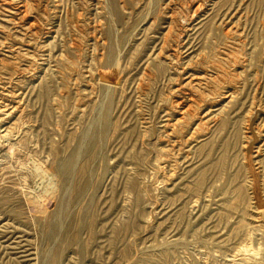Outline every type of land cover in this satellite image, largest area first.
<instances>
[{
    "label": "rangeland",
    "instance_id": "rangeland-1",
    "mask_svg": "<svg viewBox=\"0 0 264 264\" xmlns=\"http://www.w3.org/2000/svg\"><path fill=\"white\" fill-rule=\"evenodd\" d=\"M0 25V264H264V0H0ZM202 71L234 94L172 149Z\"/></svg>",
    "mask_w": 264,
    "mask_h": 264
},
{
    "label": "bare ground",
    "instance_id": "bare-ground-1",
    "mask_svg": "<svg viewBox=\"0 0 264 264\" xmlns=\"http://www.w3.org/2000/svg\"><path fill=\"white\" fill-rule=\"evenodd\" d=\"M7 1V0H6ZM16 2V1H15ZM18 2V1H17ZM21 2V1H20ZM23 3V2H22ZM22 3H20L21 5H19V6H15V7H17L16 8V10H15V13L14 14H12L13 16H11V17H14V18H19V19H23V21H24V23L26 24V29L29 31V32H33V31H37V30H34V29H36V24L34 23V22H32L31 21V18H30V16H29V14H28V9H27V7L24 5L26 2L24 1V4L22 5ZM6 4V3H5ZM14 4V3H13ZM7 5H9V3L7 4ZM198 5V4H197ZM110 6V5H109ZM7 7H9V6H7ZM7 7H5V8H7ZM199 7H202V6H200V4H199ZM10 8V7H9ZM5 10V9H4ZM198 10H200V9H198ZM197 10V11H198ZM5 12H6V10H5ZM10 13H11V11H9ZM13 12V11H12ZM193 12H194V10H193ZM196 12V11H195ZM33 13V12H32ZM4 14V13H3ZM3 14H1V15H3ZM190 14V13H189ZM234 14V13H233ZM232 14V15H233ZM10 15V14H9ZM172 15V14H171ZM81 16V15H80ZM193 16H195L194 15V13H193ZM192 16V17H193ZM2 17V16H1ZM6 18H8V17H6ZM228 18H229V16H228ZM11 19V18H10ZM188 19V18H187ZM186 19V20H187ZM194 19V18H193ZM15 20V19H14ZM192 20V19H191ZM227 20V19H226ZM229 20V19H228ZM12 21H13V19H12ZM224 21V20H223ZM181 22H183V21H181ZM230 22H231V20H230ZM11 23V22H10ZM173 23H174V21H173ZM185 23H186V21H185ZM184 23V24H185ZM13 24V23H12ZM11 24V25H12ZM17 24V23H16ZM187 24H188V22H187ZM19 25H20V23H19ZM233 25V24H232ZM1 26V25H0ZM180 26V25H179ZM182 26V25H181ZM229 27V26H228ZM228 27H226V28H228ZM233 27V26H232ZM1 28V27H0ZM171 28V27H170ZM4 29H5V27H4ZM49 29V28H48ZM182 29V28H181ZM25 30V29H24ZM27 30H25V31H27ZM225 30H227V29H225ZM228 31V30H227ZM3 32V31H2ZM28 32V33H29ZM7 33V32H6ZM226 33V32H225ZM229 33V32H228ZM178 34H179V32H178ZM231 34V33H230ZM26 35V34H25ZM30 35V34H29ZM226 35V34H225ZM2 36V35H1ZM27 36V35H26ZM179 37H182L183 36V33H182V31H181V34H179L178 35ZM226 36H228V35H226ZM177 37V36H176ZM179 37H178V39H179ZM181 39V38H180ZM232 39V38H231ZM167 40V39H166ZM166 40H165V42H166ZM105 41V40H104ZM177 41V40H176ZM175 41V43H177L176 45L177 46H175V47H173V48H171L170 49V53L169 54H172V55H177L178 53H177V51H178V49H180L179 47V45L181 44V42H179V41H177L176 42ZM166 43H168V40H167V42ZM166 43H163V44H166ZM169 43H171V42H169ZM4 44V43H3ZM6 44H8V43H6ZM14 44V43H13ZM162 44V45H163ZM168 44H166V46H167ZM1 46V45H0ZM171 46V45H170ZM6 47V46H5ZM15 47V46H14ZM19 47V46H18ZM7 48H8V46H7ZM12 48V47H11ZM20 48V47H19ZM162 48V47H161ZM164 48V47H163ZM16 50V49H15ZM17 50H18V48H17ZM24 50V49H23ZM164 50V49H163ZM3 51V50H2ZM11 51V50H10ZM32 51V50H31ZM264 51V50H263ZM6 52V51H5ZM8 52V51H7ZM12 52V51H11ZM16 52V51H15ZM162 52V51H161ZM160 52V53H161ZM9 53V52H8ZM168 53V52H167ZM11 54H13V53H11ZM159 54V53H158ZM181 54V53H180ZM157 55V54H156ZM161 55V54H160ZM162 55H163V53H162ZM264 55V54H263ZM12 56V55H11ZM182 56V55H181ZM234 56V55H233ZM16 57V56H15ZM170 57V56H169ZM262 57V56H261ZM154 58H156V56L154 57ZM158 58V57H157ZM166 59V58H165ZM178 59H179V57H178ZM178 59H177V61H178ZM116 60H117V58H116ZM155 60V59H154ZM155 61H157V60H155ZM158 61H160L159 59H158ZM172 61H176V60H172ZM172 61H171V63H172ZM217 61V60H216ZM263 61V60H262ZM261 60H260V62H262ZM174 62L172 63L173 64V66H174ZM171 63H169V65L171 64ZM176 63V62H175ZM214 63V62H213ZM218 62H216V64H217ZM220 63H221V60H220ZM178 64V63H177ZM180 65H181V63H179ZM223 64V63H222ZM221 64V65H222ZM176 65V64H175ZM186 65H187V63H186ZM218 65V64H217ZM220 65V68L219 67H217V68H219V69H221V67H223V65L221 66ZM172 66V65H171ZM184 66V65H183ZM215 66V65H214ZM182 67V66H181ZM185 67H190V66H185ZM166 68V67H165ZM174 68V67H173ZM184 68V67H183ZM180 69V70H178V74H179V72H180V76H179V78L181 77V75L183 74V71H184V69ZM209 68V67H208ZM214 68H216V67H214ZM225 68V67H224ZM175 69V68H174ZM226 69V68H225ZM171 70V69H170ZM216 71V70H215ZM219 71V70H218ZM225 71V70H224ZM19 72V71H18ZM15 73V72H14ZM16 73H17V71H16ZM15 73V74H16ZM20 73V72H19ZM100 74V76L102 77V78H108L109 77V75H108V72L107 73H105L104 71H100L99 72ZM193 73H195V71L193 72ZM216 73H218V72H216ZM220 73V72H219ZM187 74V73H186ZM192 74V73H191ZM213 74V73H212ZM209 75V73L207 74L206 72H204V71H202V72H199L198 74H196V75H191V76H189L190 77V79L185 83H182V82H179V84H177L178 86H177V88H175L174 90H172L171 89V92L169 91V93L172 95V96H174L175 98H173V99H171L170 101L171 102H169L170 103V105H168L169 107H168V109H167V115H165V116H167V118H165V121L163 122L162 121V123H164L163 125H164V127H166L167 129H170L171 131H169L168 133H167V131L165 130V133H167V136H169V138H170V143H171V148L172 149H178V148H180L179 146L182 144L181 143V140H180V137H179V135H178V137L176 136V135H174V134H176L175 132L177 131V128H178V125L179 124H182L183 125V123H187V125L190 127V129H192L191 130V132L189 133V135L188 136H186L185 134V139H183V140H185V142H188V140H190V139H192V138H194V135H196V134H193L194 133V131L195 130H198V128H203L204 126H206V123H209L210 124V122L211 121H213V119L215 118V117H217V116H215V114L213 113V115L211 116L210 114L212 113V112H210L211 110L208 108L209 106L210 107H212L213 105H207L208 104V101L209 100H211L212 101V99H214V98H217L218 96L222 99V100H220V101H223L224 99H226L227 97H230V96H233V94H234V90H230V89H228V90H225L223 93H222V91H221V93H219L220 95H216L217 97H215L214 95H213V93H210V94H212V95H210L209 96V94H207V96L205 95L206 93L204 92V93H200L199 92V90L197 91V88L198 89H200L201 90V87H204V86H207V85H209L210 86V84H209V82L212 80V77L211 76H213V75ZM18 75V74H17ZM221 75H222V73H221ZM221 75H219L220 77H221ZM224 75V74H223ZM223 75H222V77H223ZM228 75V74H227ZM153 76V75H152ZM218 76V75H217ZM15 77H17V76H15ZM192 77V78H191ZM226 77V76H225ZM176 78H178V77H176ZM182 78V77H181ZM224 78V77H223ZM109 79V78H108ZM214 79H216L215 77H214ZM219 79V78H218ZM186 80V79H185ZM220 80V79H219ZM222 80V79H221ZM224 80H226V79H224ZM103 81H104V79H103ZM107 81V80H106ZM215 81V80H214ZM219 82V84H220V82L221 81H218ZM223 83V82H222ZM214 84V83H213ZM106 85V84H105ZM225 85H228V84H225ZM11 86V85H10ZM213 86V85H212ZM215 86V85H214ZM213 86V87H214ZM210 88H211V86H210ZM215 88V87H214ZM206 89V88H205ZM212 89V88H211ZM213 90H215V89H213ZM224 90V89H223ZM204 91V90H203ZM216 91L218 92L219 90H217L216 89ZM210 92V91H209ZM237 92H235V94H236ZM5 97H6V95H5ZM2 99V98H1ZM170 99V98H169ZM219 99V98H218ZM4 104V103H3ZM168 104V103H167ZM217 104V103H216ZM6 105V104H5ZM219 105V104H218ZM217 105V106H218ZM6 107V106H5ZM4 107V108H5ZM8 107V106H7ZM6 107V108H7ZM10 107V106H9ZM167 107V106H166ZM254 107V106H253ZM1 108V107H0ZM2 108H3V106H2ZM5 108V109H6ZM109 108V107H108ZM209 109L208 111H206V109ZM215 108V107H214ZM222 108V111L221 112H223V107H221ZM220 108V109H221ZM226 108V107H225ZM255 108V107H254ZM258 108H259V106H258ZM257 108V109H258ZM11 109V108H10ZM9 109V110H10ZM16 109H18V108H16ZM165 109V108H164ZM213 109V108H212ZM216 109H217V107H216ZM250 109V108H249ZM262 109V108H261ZM4 110V109H3ZM13 110V109H12ZM2 111V110H1ZM109 111V110H108ZM107 111V112H108ZM263 111V110H262ZM157 112V111H156ZM172 112H175V113H177L178 114V116L175 118V120H173V121H171V116L173 115L172 114ZM264 112V111H263ZM9 113V112H8ZM216 113V112H215ZM226 113V112H225ZM250 113V112H249ZM6 114V113H5ZM12 114V113H11ZM219 114H221V113H219ZM224 114V113H223ZM229 114V113H228ZM253 114V113H252ZM254 114H255V112H254ZM257 114V113H256ZM0 115H1V113H0ZM9 115V114H8ZM157 115V114H156ZM217 115V114H216ZM225 115V114H224ZM230 115V114H229ZM222 116V115H221ZM227 116H225V118H226ZM253 117H255V116H253ZM228 118V117H227ZM8 119V118H7ZM219 119V118H218ZM23 120V119H22ZM216 120V119H215ZM214 120V121H215ZM217 121V120H216ZM249 122V121H248ZM251 122V121H250ZM208 124V125H209ZM215 124V123H214ZM213 124V125H214ZM248 124H250V123H248ZM253 124H254V122H253ZM185 125V124H184ZM252 125V124H251ZM181 126V125H180ZM186 126V125H185ZM250 126V125H249ZM248 126V127H249ZM188 127V128H189ZM208 127V126H207ZM206 127V128H207ZM247 127V128H248ZM255 127V126H254ZM256 127H257V125H256ZM262 127V126H261ZM186 128H187V126H186ZM185 128V129H186ZM187 128V129H188ZM181 129V128H180ZM182 129H183V127H182ZM258 129V128H257ZM261 128H260V126H259V130H260ZM203 130V129H202ZM250 130V129H249ZM251 131V130H250ZM249 131V132H250ZM254 131V130H253ZM185 132V131H184ZM199 132H201V130L199 129ZM248 132V131H247ZM255 132V131H254ZM256 132H257V130H256ZM161 133V132H160ZM163 133V132H162ZM259 134H260V132H258ZM261 133H262V135L264 136V129H263V131H261ZM253 134V133H252ZM256 134V133H255ZM259 134H258V136H259ZM158 135H160V134H158ZM163 135H165V134H163ZM93 136V135H92ZM198 136V135H197ZM251 136V135H250ZM253 136V135H252ZM261 136V135H260ZM161 137H162V135H161ZM160 137V138H161ZM173 137V138H172ZM183 137V136H182ZM172 138V139H171ZM184 138V137H183ZM182 139V138H181ZM259 139V138H258ZM255 140V139H254ZM143 141V140H142ZM160 141V140H159ZM162 141H165V139L164 140H162ZM169 142V141H168ZM248 142H251V141H248ZM258 142V141H257ZM263 142V141H262ZM166 143H167V141H166ZM189 143H191V141L189 142ZM168 144V143H167ZM185 144V143H184ZM252 144V143H251ZM258 144V143H257ZM262 144V143H261ZM260 144V145H261ZM188 145V144H187ZM186 145V146H187ZM245 145V144H244ZM248 145V144H247ZM252 145H254V144H252ZM256 146V145H255ZM182 147V146H181ZM185 147V146H184ZM245 147H247V146H245ZM248 149H250V145H249V147H247ZM251 148H252V146H251ZM171 149V150H172ZM254 149H255V147H254ZM260 149V148H259ZM180 150V149H179ZM256 150V149H255ZM86 151V150H85ZM170 151V150H169ZM181 151H183L182 149H181ZM181 151H180V153H181ZM247 151V150H246ZM165 152V151H164ZM178 152V151H177ZM251 152V151H250ZM253 152V151H252ZM260 152V151H259ZM173 153V152H172ZM158 154H161L160 152H158ZM165 154V153H164ZM166 154H167V152H166ZM188 154V153H187ZM247 154V153H246ZM245 154V155H246ZM251 154V153H250ZM256 154H257V152H256ZM258 154H260V153H258ZM162 155V154H161ZM169 155H171V154H169ZM180 155V154H179ZM178 155V156H179ZM160 156V155H159ZM165 156V155H164ZM172 156H174V155H172ZM165 157H167L168 158V155L167 156H165ZM175 157V156H174ZM180 157V156H179ZM179 157L177 158V159H179ZM36 158V157H35ZM156 158H157V156H156ZM159 158V157H158ZM164 159V158H163ZM169 159V158H168ZM171 159V158H170ZM174 159V158H173ZM175 159H176V157H175ZM38 160V159H37ZM172 160V159H171ZM76 161V160H75ZM179 161V160H178ZM34 162V161H33ZM70 163H71V160L69 161ZM162 162V161H161ZM160 162V163H161ZM166 162V161H165ZM174 162V161H173ZM164 163V162H163ZM28 164V163H27ZM69 164V163H68ZM72 164H73V162H72ZM167 164H168V162H167ZM178 164V163H177ZM64 165H65V163H64ZM64 165H62V166H64ZM161 165V164H160ZM159 165V166H160ZM166 165V164H165ZM23 166V165H22ZM34 166V165H33ZM33 166H31L32 168H33ZM41 166H43V165H41ZM158 166V167H159ZM177 166V165H176ZM39 167V166H38ZM66 167V166H65ZM70 166L68 165V168H69ZM76 167V166H75ZM171 167V166H170ZM30 168V167H29ZM35 168H37V166L35 167ZM43 168V167H42ZM41 168V169H42ZM71 168V167H70ZM155 168H157V167H155ZM34 170V169H33ZM37 170H38V168H37ZM37 170H35V171H37ZM39 170H40V167H39ZM65 170V169H64ZM173 170V169H172ZM43 172L42 173H44V170H42ZM39 172V171H38ZM37 172V173H38ZM46 172V171H45ZM64 172V171H63ZM72 172V171H71ZM66 173V172H65ZM166 173V172H165ZM164 173V174H165ZM174 173V172H173ZM71 174V173H70ZM73 174V173H72ZM26 175V174H25ZM47 176L48 174H44V176ZM70 176V175H69ZM64 177V176H63ZM90 177V176H89ZM24 178V177H23ZM42 178V177H41ZM71 178V177H70ZM64 179V178H63ZM39 181V180H38ZM53 181V180H52ZM72 182V181H71ZM41 184V183H40ZM46 186V185H45ZM65 188H66V186H65ZM70 188V187H69ZM71 190V189H70ZM37 195V194H36ZM28 196V195H27ZM195 203V202H194ZM54 223V222H53ZM56 224V223H55ZM55 228V227H54ZM80 242V241H79ZM80 244V243H79ZM81 245V244H80ZM149 258H150V256H149Z\"/></svg>",
    "mask_w": 264,
    "mask_h": 264
}]
</instances>
